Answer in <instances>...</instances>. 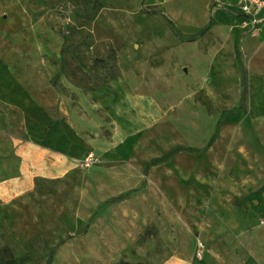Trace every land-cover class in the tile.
Returning a JSON list of instances; mask_svg holds the SVG:
<instances>
[{"label":"rangeland","instance_id":"rangeland-1","mask_svg":"<svg viewBox=\"0 0 264 264\" xmlns=\"http://www.w3.org/2000/svg\"><path fill=\"white\" fill-rule=\"evenodd\" d=\"M121 73L162 110L130 133L93 93ZM259 91L264 28L223 0H0V247L16 264H264ZM20 144L78 162L16 191Z\"/></svg>","mask_w":264,"mask_h":264},{"label":"crops","instance_id":"crops-1","mask_svg":"<svg viewBox=\"0 0 264 264\" xmlns=\"http://www.w3.org/2000/svg\"><path fill=\"white\" fill-rule=\"evenodd\" d=\"M230 1L226 0L228 4H230ZM231 7L236 10L233 5ZM260 28H264V24ZM148 88L150 87H143L129 75L121 73L109 79L104 86L93 89V93L98 96L101 104L108 107L115 119L117 128L130 133L139 127L145 126L162 113L156 92H151ZM251 95L254 97V93H251ZM256 96V99H259L260 102L255 104L250 102V111L261 110V106H264V94L259 91ZM26 146L20 144L17 150L21 162L19 163V172L15 176L19 185L16 191L28 189L34 175L54 177L66 172L67 169L72 168L78 162L77 156L66 151L61 153L52 150L50 152L38 146L35 154L32 155V152L29 153L25 150L27 149ZM185 262L170 261L166 264H195L197 260L191 259V261Z\"/></svg>","mask_w":264,"mask_h":264},{"label":"built area","instance_id":"built-area-1","mask_svg":"<svg viewBox=\"0 0 264 264\" xmlns=\"http://www.w3.org/2000/svg\"><path fill=\"white\" fill-rule=\"evenodd\" d=\"M230 4L240 14L243 25L259 29L264 24V0H231ZM90 157L91 153L85 158L86 164Z\"/></svg>","mask_w":264,"mask_h":264},{"label":"trees","instance_id":"trees-1","mask_svg":"<svg viewBox=\"0 0 264 264\" xmlns=\"http://www.w3.org/2000/svg\"><path fill=\"white\" fill-rule=\"evenodd\" d=\"M247 83L244 82L243 94L245 93ZM0 264H16L12 251L7 246L0 247Z\"/></svg>","mask_w":264,"mask_h":264}]
</instances>
